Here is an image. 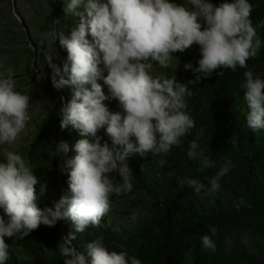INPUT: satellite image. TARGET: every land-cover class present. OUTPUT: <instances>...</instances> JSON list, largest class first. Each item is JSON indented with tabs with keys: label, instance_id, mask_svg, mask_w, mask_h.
<instances>
[{
	"label": "clouds",
	"instance_id": "1",
	"mask_svg": "<svg viewBox=\"0 0 264 264\" xmlns=\"http://www.w3.org/2000/svg\"><path fill=\"white\" fill-rule=\"evenodd\" d=\"M80 4L81 0H64V15H80ZM188 5L173 0H87L86 18L81 16L69 35L61 30L50 42H42L53 88L70 87L72 91L71 99L59 109V126L62 130L71 126L83 137L71 146L75 153L71 157L67 156L70 146L66 141L55 146L56 155L64 157L61 169L68 174L70 192L61 196L55 208L38 207L39 180L25 159L12 150L19 147L17 141L30 120L29 96L16 90L11 68L0 72V145L8 146L0 162V264H6L10 257L5 237L23 239L41 224L53 226L63 218L70 219L73 226L58 247L63 264H142L125 251L106 249L102 237L88 242L84 252L71 242L89 226L99 227L110 210L113 194L131 191L130 155L169 154L195 127L187 111V98L192 95L188 85L210 77L217 69H247V61L261 48L247 0L219 4L188 0ZM56 40L67 52L62 67L53 62ZM193 44L199 46L200 58L196 67L186 63L184 68L196 74L194 80L185 84L174 74H153L154 65L169 68L176 57L173 54L183 53ZM243 75L241 87L249 108L246 126L259 133L264 130V79L251 69ZM98 79L107 85L108 95ZM108 99H115L121 110H109L103 103ZM101 129L111 144L101 142ZM187 156L199 160L201 170L215 166L196 141L190 142ZM232 167V161L225 160L205 194L218 191L221 179ZM110 173H118L122 184L114 183ZM183 183L196 194L205 188L197 179L186 178ZM45 188L46 183L40 192ZM63 204L68 207L62 212ZM236 208L239 210V204ZM201 241L205 249L216 250L209 235Z\"/></svg>",
	"mask_w": 264,
	"mask_h": 264
},
{
	"label": "trees",
	"instance_id": "2",
	"mask_svg": "<svg viewBox=\"0 0 264 264\" xmlns=\"http://www.w3.org/2000/svg\"><path fill=\"white\" fill-rule=\"evenodd\" d=\"M210 2L219 4L224 0ZM247 2L251 5L250 19L261 40L258 55L247 61V69H217L210 77L188 85L192 95L187 98V111L195 127L169 154L129 156L132 189L119 194V198L131 200L130 205L124 202L114 205L116 196L110 197V210L99 227L89 226L71 242L78 251L84 252L88 242L102 237L106 249L125 251L139 258L142 264H264V130L254 133L247 128L249 108L241 87L246 70L251 69L254 75L264 79V0ZM81 16L86 18L84 14L65 16L61 13L57 32L63 30L69 35L80 23ZM201 24L203 27V21ZM87 38L90 40L91 36ZM55 45L57 54L53 62L62 67L67 52L59 46L58 40ZM199 58L200 53L189 63L196 67ZM184 65L159 67V74H174L177 81L187 84L196 74L186 70ZM100 67L104 69L103 63ZM47 70L49 75L43 86L44 118L26 144L28 165L39 180L37 205L41 209L55 208L62 195H70L68 174L61 169L64 157L56 155V144L66 141L70 146L67 156L71 157L75 154L71 146L83 138L71 126L60 128L59 109L71 99L72 91L70 87L54 89L49 66ZM219 71L223 74H217ZM105 72L106 69L103 75ZM103 103L111 104L112 111L121 110L115 99ZM98 135L102 143L111 144L103 129ZM191 141H196L204 154L215 162L214 167L201 170L199 160L189 159L187 150ZM225 160H231L233 167L221 179L218 191L205 194L210 179ZM112 178L114 183L121 182L118 173ZM186 178L199 180L204 190L194 193L183 183ZM44 183L46 188L40 192ZM67 207V204L61 205V211H66ZM133 208L137 212L130 218ZM0 215H3L2 209ZM70 231H73L71 220L63 218L53 226L41 224L23 239L5 237L10 253L6 264H63L58 247ZM204 235H209L214 242V252L203 247L201 237Z\"/></svg>",
	"mask_w": 264,
	"mask_h": 264
},
{
	"label": "rangeland",
	"instance_id": "3",
	"mask_svg": "<svg viewBox=\"0 0 264 264\" xmlns=\"http://www.w3.org/2000/svg\"><path fill=\"white\" fill-rule=\"evenodd\" d=\"M106 2V0H105ZM64 0H0V72L11 68L14 72L13 79L16 83V90L29 96V115L30 120L26 125L25 133H21V138L17 141L19 147L12 150L18 152L28 164L26 145L33 134L36 126L43 121L42 103L45 96L43 86L49 75L48 64L41 51L42 42H50L53 34L57 33L60 24V14H63ZM87 0H81L77 12L84 14ZM178 4L188 5V0H180ZM70 16V15H69ZM75 16V15H72ZM56 41L53 42L55 54H57ZM199 47H190L183 53L176 52L172 65H180L191 62L199 54ZM56 58V55L53 59ZM158 65H154L153 74L159 75ZM107 74V70L104 75ZM102 86L105 95H108L107 85L103 80L98 81ZM112 111V105L107 104ZM8 148L7 145H0V162L4 161L3 152ZM115 173H110L113 177ZM121 182L116 184H122ZM116 196V197H115ZM114 205H130L131 200L119 198L113 194ZM130 218L136 215L133 208ZM245 243L248 240L244 239Z\"/></svg>",
	"mask_w": 264,
	"mask_h": 264
}]
</instances>
